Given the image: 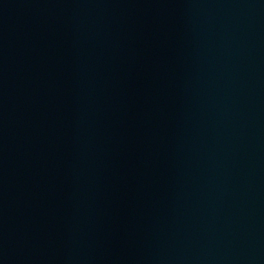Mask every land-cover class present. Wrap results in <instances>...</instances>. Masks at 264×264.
I'll use <instances>...</instances> for the list:
<instances>
[{"label":"water","instance_id":"1","mask_svg":"<svg viewBox=\"0 0 264 264\" xmlns=\"http://www.w3.org/2000/svg\"><path fill=\"white\" fill-rule=\"evenodd\" d=\"M0 264H264V0H0Z\"/></svg>","mask_w":264,"mask_h":264}]
</instances>
